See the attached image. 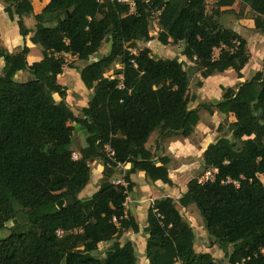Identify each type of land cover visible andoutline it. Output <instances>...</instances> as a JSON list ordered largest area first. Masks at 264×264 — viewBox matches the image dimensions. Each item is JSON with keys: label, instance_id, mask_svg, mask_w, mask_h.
<instances>
[{"label": "trees", "instance_id": "obj_1", "mask_svg": "<svg viewBox=\"0 0 264 264\" xmlns=\"http://www.w3.org/2000/svg\"><path fill=\"white\" fill-rule=\"evenodd\" d=\"M234 1L248 7L254 31L264 35V0H219L218 8ZM0 2L10 19L18 18L19 35L32 34L30 42L43 55L29 66L26 46L13 54L0 48V231H10L0 240V264H137L131 242H119L124 232H139L124 207L132 188L129 176L142 172L152 183L172 187L169 159L146 144L157 134L159 152L163 139L190 137L201 109L235 121L202 155L213 177L191 179L178 204L195 207L213 245L226 256L232 248L229 264H264V69L235 88H221L220 101L190 110L188 99L191 68L203 79L227 71L242 79L250 61L244 38L217 23L216 13L208 16L205 0L136 1L134 13L116 0H51L34 16V30L23 21L32 15L30 1ZM153 13L158 14L157 41L184 43L182 56L193 67L177 58L154 59L148 48L131 53L134 44L152 40ZM105 42L110 48L99 56ZM214 51L219 53L211 58ZM63 54L83 65L80 80L92 91L77 114L57 82L64 59L56 55ZM115 64L121 68L113 78L105 77ZM19 72L30 79L16 81ZM75 127L85 136L78 151L72 149ZM74 152L80 155L76 161ZM96 162L102 166L97 191L79 199ZM127 165L130 170L122 173ZM121 175L127 187L113 184ZM147 225L149 264H217L209 253L195 254L194 232L172 199L152 203ZM113 239L103 258L97 257L98 246Z\"/></svg>", "mask_w": 264, "mask_h": 264}, {"label": "crops", "instance_id": "obj_2", "mask_svg": "<svg viewBox=\"0 0 264 264\" xmlns=\"http://www.w3.org/2000/svg\"><path fill=\"white\" fill-rule=\"evenodd\" d=\"M28 1H30L32 5L33 12L31 16L24 18L23 21L27 29L34 30V27H35L34 16L40 15L44 11V9L49 5L51 0H28ZM242 7L243 6L238 1H234L231 6L223 7L221 11L222 12L232 11L235 14H239L240 9ZM245 10L247 13L249 11L248 7H246ZM17 20L18 18L16 16H14L13 20L8 17V15L4 12V5L0 2V48L13 54V53L20 52L22 48L26 46L29 50V53L26 58L27 64L30 66L34 63L40 62L43 59L42 49L39 46L34 45L30 42V38L32 37V34H30L26 38H22L19 35L18 27H17V30L15 28V24ZM228 25H229L228 26L229 28L227 27V29L233 30L238 35H240L242 38H244L243 31L245 30L244 28L243 29L240 28V26L242 27L247 26L246 27L247 31H254L253 21L247 20L242 17L237 18L235 16L233 18L232 16L231 19L228 21ZM152 42L153 40L150 41L148 44H151ZM148 49L151 51V47L149 45H148ZM99 54H100L99 56L105 55V54H101V49H100ZM56 57L58 58L61 57L62 59H64V61H66L67 65L63 67L62 74L57 77V82L59 85H61L62 87L66 89L65 102L68 104L70 109L75 114H77L81 109L87 107L89 99L92 95V91L86 90V88L84 87V85L82 84L80 80L79 70L83 67V65L77 62L76 58L70 56L69 54L56 55ZM71 62L74 63V66L72 65V67L74 68L69 67L70 64H72ZM3 67H4V61L0 58V72ZM247 69H248V65L242 70V79H238L235 73L232 71H227L223 74L213 75L209 77V79L214 80V82L216 81L218 90H219V87L224 88V89L235 88L239 86L240 84H242L243 82L249 81L255 75V73L258 72V71H253V74L250 78V75H245ZM227 75L232 76L231 78L233 80L232 85L226 86L225 84L220 82V79L224 78V76H227ZM15 79L18 82H26L30 79V75L27 72H19L15 75ZM71 82H74L76 86L75 90L79 92L80 96L79 95L76 96L75 94H72L73 93L72 88H74V86H72ZM136 91L137 89H135L134 91H131V93H135ZM222 96L223 95H220L219 99H217L216 101H220L222 99ZM54 101L56 103H59L60 99L57 96H54ZM202 102L203 101H201V99L200 101L198 99V101H196V104H194L192 107H189L190 110L196 109L198 107V104L199 103L201 104ZM210 116H211L210 118L212 119L210 120L208 124H205V122H203L201 112H199L200 119H199L197 126L194 128L193 134L186 139H181V138H176V137L166 138L164 146L162 145V143L160 144L159 152L157 151L155 152L154 149L153 151L150 150L151 147H149L148 145L150 139L152 138L154 134L151 135L148 143L146 144V148L149 149L152 153L158 154L159 157H166L169 159L167 169H168L169 178L173 184V186L170 188H173L176 190L180 189L178 194L171 192L170 190H167L166 188H169V187H165V185H163L161 182L152 183L150 180H148L144 176L142 172H136L129 176L130 181L132 183L131 199L135 200L133 202L136 203L135 208L138 209L139 212L135 209H131L128 212V214L134 218L135 222L137 223L139 227V232L133 233L132 231L129 230L124 233L126 235H129L130 233H132L134 236H138V238L140 239V243H142L143 245V253H144V259L142 258L143 264H149L146 258V255H145L146 240H147L146 228L148 226L147 225V211L155 200L162 199V198H169V199H172L174 203L175 202L178 203V199L181 197V195H183L186 192L187 183L191 179H193L191 177L190 178L188 177L189 176L188 163L192 162L194 158H195V161L197 160L196 158H198L200 160L198 161V165L200 166V162H203L202 155L205 149L210 144L214 143V142H211V143L209 142L208 144H206V146H204L203 143H200L201 138L203 139L204 137H218V135H216L214 131L218 129V124L222 125V122L226 119L224 116L220 115L216 111H214V113ZM227 119L230 120L229 123H233L235 121L232 115H230ZM216 122H219V123L217 124ZM122 170L124 171V173H127L130 170V165L124 166ZM101 172H102V166L98 165V168L94 170V175H92L90 178V184L86 187V193L89 194L87 195L88 197L86 198L91 197L97 191L96 185L98 184L101 178ZM92 177H94L93 180H92ZM179 181H182V185H178ZM88 187L90 191H88ZM155 192H157V194L159 193L158 196L152 197V195L156 194ZM129 198L130 197H128L127 200H129ZM140 212H142V217H141V220L138 221ZM141 232L144 234V237H140ZM195 239H196V236H195ZM207 239L210 240L208 236H207ZM114 241L115 240L113 239L111 241L101 243L100 245L109 246L108 245L110 244L109 242L113 243ZM125 241L131 242L132 245L135 242V241L133 242V240L128 237L124 238V242ZM195 246L196 244L194 242V249H195ZM133 248H134V245H133ZM134 252L136 256L135 248H134ZM206 252L209 253L206 250V251H203L197 254H205ZM227 252H228V249H227ZM221 254H224V252L217 248V250L215 249V253L213 254L212 257L219 259ZM139 255L141 258V253Z\"/></svg>", "mask_w": 264, "mask_h": 264}, {"label": "rangeland", "instance_id": "obj_3", "mask_svg": "<svg viewBox=\"0 0 264 264\" xmlns=\"http://www.w3.org/2000/svg\"><path fill=\"white\" fill-rule=\"evenodd\" d=\"M205 4H206V12L207 15L210 16L212 14H217V17L215 18V21L217 23H219L222 27L227 28L228 25V21L231 19V17L233 16V18L235 17V15H231V14H226L225 12H222V8H218V2H215L214 0H205ZM246 6H243L240 9V13L242 18H245L247 20H249L250 18V13L247 12L245 10ZM246 13V14H245ZM157 13H153L150 17V33L149 35L152 37L153 42L151 44L148 43H137L134 44V46L130 49V51L132 53H137L138 50L143 49V48H148V45L151 47V56L154 57V59H161V60H165V59H174L177 58L179 62H184L186 64V66L188 67H193L194 65L188 61L185 57L182 56V52L185 48L184 43H178L176 45L172 44V43H168L167 45L163 46L162 44H160L157 41V37H158V33H159V29H158V25H157ZM246 25V24H245ZM247 26H240V28H244L245 31H243V35L244 38L246 39L247 42V51L249 53L250 56V61L248 64V69L246 70L245 75H250V78L253 74V71H261L264 69V35L263 34H259L256 31H247ZM15 28L17 30V25L15 24ZM229 28V27H228ZM151 40V41H152ZM110 48V44L105 42L102 47H101V54H106V52L108 51V49ZM218 51H214L211 58H215L218 55ZM72 63V62H71ZM74 66V63L70 64L69 67ZM78 65V64H77ZM79 68V66H78ZM121 68L120 65L115 64L113 65L106 73H105V77L107 78H113L116 71H118ZM235 77V75H234ZM232 76H224V78L220 79V82L225 84L226 86L232 85ZM201 81L202 82V87L201 88H197L196 84L197 82ZM72 86H74V88H72V94H75L76 96L79 95V92H77L75 90V84L74 82H71ZM221 87H219V90L217 89V85H216V81L214 82V80H211L209 78L207 79H203L201 77V74L199 72H195V74L192 77V82L190 84V90H189V94H188V99H189V107H192L194 104H196V101H203L201 104L199 103L198 106L200 105H206L209 104L210 102L216 101L217 99H219L220 95H223V92L220 90ZM220 91V93H219ZM80 96V95H79ZM83 96V95H82ZM86 96V95H84ZM201 116L203 118V122H205V124H208L210 122V120L212 118H210V114L204 110L201 109ZM230 120L225 119L222 122V126L223 129L222 131H218L215 130L214 133L216 135H218V137H204L203 139L201 138L200 143H203L204 146H206V144H208L209 142H215L217 139L221 138L222 136H226L227 135V125L229 123ZM221 122V120H220ZM217 124L219 122H216ZM216 124V125H217ZM220 127V125L218 124V128ZM75 132L73 135V144H72V149H74V151H78L79 149H82L85 147V136L84 133L79 129V127H75ZM212 136V135H211ZM214 136V135H213ZM160 139V137H158L157 134H154L152 136V138L149 141V147H151L150 150L153 151L154 149V145L156 140ZM162 145L164 146L165 143V139L161 140ZM155 151V149H154ZM158 155V154H157ZM197 160L195 161V158L192 160V162L188 163L189 166V170H188V174H189V178H197L200 181H205L206 179H211L214 175V171H207L205 169V167L203 166V162H200V166L198 165V161H200L198 158H196ZM202 163V164H201ZM98 165H101L100 163H92L91 164V176L94 175V170L98 168ZM122 173H124V171L122 170ZM173 174V173H172ZM94 177H92L93 180ZM176 178V177H175ZM174 178V179H175ZM118 179L122 180L123 179V175L119 176ZM260 179L264 185V175L260 176ZM178 185H182V181L178 182ZM98 186V184L96 185ZM165 187H168L165 185ZM181 187V186H179ZM97 188V187H96ZM167 190H170L171 192H174L176 194L179 193L180 189H173V188H166ZM157 190V189H156ZM88 191L89 187H88ZM132 191L129 192V200L127 203V207H126V211L127 213L131 210V209H135L138 211V209L135 208L136 203H134L133 199H131V193ZM155 195H152V197L158 196L157 192H155ZM86 193V188L78 195L79 199H87L86 197H88ZM176 203V202H175ZM176 209L179 211V213L181 214V216L183 217V219L191 226L196 239H195V249L194 252L195 254L203 252V251H208L209 253L213 254L215 253V249L217 250V247L213 245V242L211 240L207 239V233L205 231L204 228V223L198 213V211L195 209V207L190 206L189 208H187L186 210H184L183 208L180 207V205L178 203L175 204ZM139 212V211H138ZM139 219L138 221L141 220L142 217V212L139 213ZM141 224V222H140ZM10 234V231L8 229H3L0 231V240L8 237V235ZM125 234V233H124ZM128 237L131 238L133 240V245L134 248L136 249V258H137V264H143L142 260L144 259V253H143V245L142 243H140V239L138 238V236H134L132 233H130L129 235H122V237L120 238V242L123 243L124 242V238ZM140 237H144V234L141 232ZM110 244H108L109 246L112 245V242H109ZM109 246H104V245H99V254H97L96 256L99 258H103V253L106 251L107 247ZM232 248L229 247L228 248V252H227V256L231 253ZM141 253V258H140V254ZM207 253V252H206ZM226 254H221V256L219 257V259L214 258V261L217 264H229L228 263V258H227ZM143 258V259H142Z\"/></svg>", "mask_w": 264, "mask_h": 264}, {"label": "built area", "instance_id": "obj_4", "mask_svg": "<svg viewBox=\"0 0 264 264\" xmlns=\"http://www.w3.org/2000/svg\"><path fill=\"white\" fill-rule=\"evenodd\" d=\"M111 1H113V0H111ZM118 3H120V4H125V5H128V7H129V11H130V13H134L135 12V2L136 1H143V0H116ZM215 2H218L219 0H214ZM132 53V52H131ZM133 54H136V53H133ZM67 64H66V61H64V67L66 66ZM120 79H122L121 77H119ZM122 88V87H121ZM80 158V155L77 153V152H74V153H72V159L74 160V161H76V160H78ZM123 169V168H122ZM121 169V170H122ZM113 184H115V185H121V186H123V187H127V184L124 182V180L122 179V180H120V179H118V178H116L114 181H113ZM128 199V198H127ZM126 199V201H125V203H124V207H125V209H126V207H127V203H128V200ZM114 222H115V220H113ZM57 235L59 236V237H61L62 236V233L61 232H58L57 233Z\"/></svg>", "mask_w": 264, "mask_h": 264}, {"label": "water", "instance_id": "obj_5", "mask_svg": "<svg viewBox=\"0 0 264 264\" xmlns=\"http://www.w3.org/2000/svg\"><path fill=\"white\" fill-rule=\"evenodd\" d=\"M195 72H197V69L196 68H191L189 71H188V83L190 84L191 83V80H192V77L193 75L195 74ZM63 204H64V201H59L57 203V207L58 209H61L63 207ZM16 223V221H15Z\"/></svg>", "mask_w": 264, "mask_h": 264}]
</instances>
